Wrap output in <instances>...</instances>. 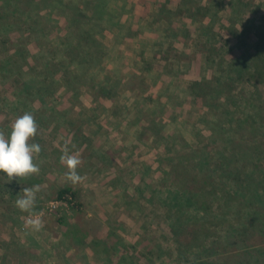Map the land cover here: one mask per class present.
<instances>
[{
  "label": "rangeland",
  "instance_id": "rangeland-1",
  "mask_svg": "<svg viewBox=\"0 0 264 264\" xmlns=\"http://www.w3.org/2000/svg\"><path fill=\"white\" fill-rule=\"evenodd\" d=\"M78 4L81 18L100 6L103 27L117 26L76 48L95 54L85 68L69 20ZM0 17V131L30 113L41 147L39 174H0V264H264V89L244 93L241 72L215 108L186 91L233 53L264 59V0H0ZM65 142L82 160L76 185ZM34 185L39 231L15 206Z\"/></svg>",
  "mask_w": 264,
  "mask_h": 264
},
{
  "label": "trees",
  "instance_id": "trees-1",
  "mask_svg": "<svg viewBox=\"0 0 264 264\" xmlns=\"http://www.w3.org/2000/svg\"><path fill=\"white\" fill-rule=\"evenodd\" d=\"M79 5L80 4L76 5V7H73V10H72L73 14L70 15L69 20H71L72 23H75L76 24L75 26H79L80 32L83 33V36H81V39L78 41L77 45L73 48V53H74V51H78L77 53H74L75 57L77 58L76 65H78L82 68L83 67L85 68L86 64H88L91 61V59L95 60V58H94L95 54L92 53L90 50L76 49V48H78V47L82 48L85 45H87L88 43H90V41L88 40L87 37L92 36L95 33V28L103 27L104 23L108 25L109 20H106V16H105L106 13L100 8V6H96L93 9V11H90V14L92 16L89 17V19H86L84 16L81 18V16H80L81 14L86 15L85 14L86 9L81 7V5L80 6ZM66 8L70 9L71 5L67 6ZM0 21H2L1 17H0ZM2 24L3 23L0 22V30L3 27ZM103 28H106V27H103ZM107 28L114 32V30L117 29V26L111 25V27H107ZM75 30L78 31L77 28H75ZM197 42H201V41H197ZM69 44H73V43L70 42ZM97 45L99 46L100 49L102 48L98 42H97ZM97 45L94 43V46H97ZM199 45H201V44L199 43ZM99 53H100V51L96 52V54H99ZM234 57H235V53H233V58H231V60L228 62V63H230L228 65L229 67L225 69L223 74H220L218 77L214 76L215 78L212 80L205 79L202 82L192 83L191 85L187 86L188 88L186 89V91L188 93L194 95L195 97H198V99H200L201 101L205 98L203 104H205L208 107L210 106V107L215 108L214 103L218 99L222 98L221 96L228 95V99H231V97L234 96V94H235L234 88H235L236 82L239 80V76H240L241 72H243L242 78H245V79L247 78L245 81V84L243 85V86H245L243 88L244 93L247 90V87H250L252 90H256V91H259L260 89H264V59H262V57L261 58L258 57L257 60L255 58H251V59L245 58L244 59V57H242L241 59L238 60V59H236L237 57H235V58ZM207 60H209V57L207 58ZM248 62H250V64H249L250 66L248 67L249 70L248 69L244 70L243 66L245 65V63L248 64ZM231 71L236 73V75H230ZM150 79L153 83H156V76L151 75ZM258 80H260L259 83H262V84H258L257 83ZM227 89H230V91H226ZM261 96H264V92L261 94ZM205 100H209L210 103L207 104V102H205ZM226 115L232 116L233 113L231 111L227 110ZM261 115L264 118V114L262 113ZM203 119H204L203 116H201V118H200L201 122H203ZM247 119H248V117H245L244 119H238V122L241 126L242 125L244 126L245 124H247L249 122V119L248 120ZM209 128L213 131L212 136H215V137H211L212 139L218 138L216 136H219V135L222 136L223 127L220 125L219 122L210 123ZM259 133L261 134L260 131H259ZM196 154H197V152H196ZM193 155L194 154H192L190 156L192 157ZM198 162L201 165H205L202 160H198ZM213 169L215 170L216 173L219 174L220 177H222V175L224 176L226 174V172L224 171V168H222L221 166H215ZM236 175L239 177L243 176L241 173L240 174L238 173ZM168 192H169V194L173 195L174 198L176 199V201L178 202V200H179L177 197L178 195H177V193L174 194V192H176V191L169 190ZM67 197L76 198V193L73 192L72 189L66 188V189H63L62 191H60L58 194L59 200H65V199H67Z\"/></svg>",
  "mask_w": 264,
  "mask_h": 264
},
{
  "label": "clouds",
  "instance_id": "clouds-1",
  "mask_svg": "<svg viewBox=\"0 0 264 264\" xmlns=\"http://www.w3.org/2000/svg\"><path fill=\"white\" fill-rule=\"evenodd\" d=\"M37 122L30 113L17 117L11 124L10 135L6 136L0 131V174H3L8 183L15 180H26L33 175L39 174L40 168L34 163V157L41 152L38 143L30 141L36 136ZM60 164L66 168L64 176L72 185L82 182L84 177L78 174L77 168L82 164L79 152L70 153L68 143L62 147ZM40 185L25 187L22 190L15 206L24 213H29L25 220V227L39 231L43 227V221L39 213H34L37 193Z\"/></svg>",
  "mask_w": 264,
  "mask_h": 264
},
{
  "label": "built area",
  "instance_id": "built-area-1",
  "mask_svg": "<svg viewBox=\"0 0 264 264\" xmlns=\"http://www.w3.org/2000/svg\"><path fill=\"white\" fill-rule=\"evenodd\" d=\"M67 198L72 199L71 197H67ZM69 199L60 200V201H61V202H66V203H68V202H69ZM67 200H68V202H67Z\"/></svg>",
  "mask_w": 264,
  "mask_h": 264
}]
</instances>
